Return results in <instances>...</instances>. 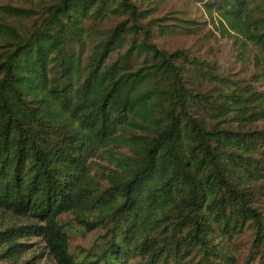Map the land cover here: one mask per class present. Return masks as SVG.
I'll return each mask as SVG.
<instances>
[{
    "label": "trees",
    "instance_id": "1",
    "mask_svg": "<svg viewBox=\"0 0 264 264\" xmlns=\"http://www.w3.org/2000/svg\"><path fill=\"white\" fill-rule=\"evenodd\" d=\"M165 1H0V211L39 223L0 231V264L29 234L55 264H264V68L161 48L192 32ZM194 1L264 65V0Z\"/></svg>",
    "mask_w": 264,
    "mask_h": 264
},
{
    "label": "rangeland",
    "instance_id": "2",
    "mask_svg": "<svg viewBox=\"0 0 264 264\" xmlns=\"http://www.w3.org/2000/svg\"><path fill=\"white\" fill-rule=\"evenodd\" d=\"M214 14L213 18L210 17L203 5L194 0H166L160 4L157 15L166 18L168 24H179L184 28L191 29L192 32H182L179 29L176 33L166 37L157 36L156 42L161 48L168 51L185 50L192 58L212 64L224 77L231 80H247L252 83L255 72L259 73L264 68V65L255 62L256 49L249 44L246 47L249 48L247 57L243 56L239 51V45L234 40V35L221 28L218 21L221 15L218 12H214ZM98 162L107 166L105 162L99 160ZM97 176L99 179H103L102 173H98ZM72 221L71 217H65L63 220V222L70 223ZM15 224L39 225L35 219L17 218L10 212L0 211V231ZM97 236L96 232L72 233L71 251L79 253L82 249H89ZM21 242L28 245L22 256V261H29L31 264H55L40 236L29 234Z\"/></svg>",
    "mask_w": 264,
    "mask_h": 264
}]
</instances>
